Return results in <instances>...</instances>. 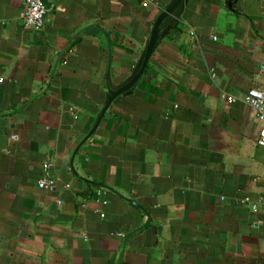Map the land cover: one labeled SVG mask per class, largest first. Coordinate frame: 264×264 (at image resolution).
<instances>
[{"label":"crops","instance_id":"obj_1","mask_svg":"<svg viewBox=\"0 0 264 264\" xmlns=\"http://www.w3.org/2000/svg\"><path fill=\"white\" fill-rule=\"evenodd\" d=\"M41 1L34 31L0 0V264H264V147L228 98L264 87V0H183L87 140L171 0Z\"/></svg>","mask_w":264,"mask_h":264},{"label":"built area","instance_id":"obj_2","mask_svg":"<svg viewBox=\"0 0 264 264\" xmlns=\"http://www.w3.org/2000/svg\"><path fill=\"white\" fill-rule=\"evenodd\" d=\"M143 7H149L152 4V0H140ZM23 11L20 14V21L23 27L26 29L39 31L42 30L44 25V19L47 13L50 11L41 0H22ZM187 33L191 36L193 41H197V36L193 28L188 27ZM215 73L213 70L209 71V79L215 80ZM224 97L227 95H223ZM231 101H240L242 104L248 106L254 113L255 121L258 125V136L255 143L264 147V87L262 88H250L245 94L240 97L229 96ZM43 176L37 181V187L39 189H49L53 186L55 179L50 176L52 169L51 161H46L41 166ZM254 208V207H253ZM255 209V208H254Z\"/></svg>","mask_w":264,"mask_h":264},{"label":"water","instance_id":"obj_3","mask_svg":"<svg viewBox=\"0 0 264 264\" xmlns=\"http://www.w3.org/2000/svg\"><path fill=\"white\" fill-rule=\"evenodd\" d=\"M182 2L183 0H171V3L159 14V16L157 17V19L154 22L153 28L151 30V34H150V38L149 41L147 43V46L145 48V51L143 53L142 59L139 63V67L136 70V72L134 73L133 77L125 84L123 85L121 88L117 89L116 91H111L109 93V97L101 111L100 116L98 117L97 123L94 126V128L92 129V131L87 135L86 139L87 140L92 133L94 132V130L96 129V127L98 126L101 118L103 117V115L105 114V112L107 111L108 107L111 105V103L120 95L127 93L128 91L131 90V88L137 83V81L139 80V78L141 77V75L143 74L145 67L149 61V58L154 50V47L156 45L157 39H158V34H159V27L162 24V22L168 18L169 16H172L173 14L177 13V11L181 8L182 6ZM88 182V181H86ZM91 183V182H88ZM99 187H103L105 189H108L112 192H114L112 189L104 186V185H98ZM129 203L134 204V201L131 200H127Z\"/></svg>","mask_w":264,"mask_h":264}]
</instances>
